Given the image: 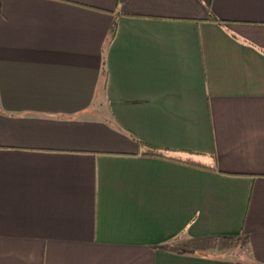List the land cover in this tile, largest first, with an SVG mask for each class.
Segmentation results:
<instances>
[{
    "label": "crops",
    "instance_id": "crops-1",
    "mask_svg": "<svg viewBox=\"0 0 264 264\" xmlns=\"http://www.w3.org/2000/svg\"><path fill=\"white\" fill-rule=\"evenodd\" d=\"M0 264H264V0H0Z\"/></svg>",
    "mask_w": 264,
    "mask_h": 264
},
{
    "label": "rangeland",
    "instance_id": "rangeland-1",
    "mask_svg": "<svg viewBox=\"0 0 264 264\" xmlns=\"http://www.w3.org/2000/svg\"><path fill=\"white\" fill-rule=\"evenodd\" d=\"M237 246H238V244H235V243L230 242V241L226 242V241L217 240V242L215 243V249H216L215 251H218V252H227V251L232 252V251H234V253H235L237 251V249H236ZM209 249H210V247H209Z\"/></svg>",
    "mask_w": 264,
    "mask_h": 264
}]
</instances>
